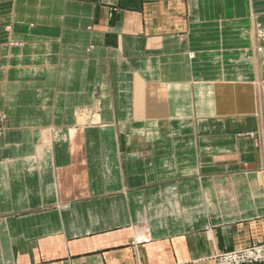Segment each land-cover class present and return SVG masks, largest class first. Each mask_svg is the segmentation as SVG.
I'll use <instances>...</instances> for the list:
<instances>
[{
	"label": "crops",
	"instance_id": "crops-1",
	"mask_svg": "<svg viewBox=\"0 0 264 264\" xmlns=\"http://www.w3.org/2000/svg\"><path fill=\"white\" fill-rule=\"evenodd\" d=\"M1 113L0 264L264 238V0H0Z\"/></svg>",
	"mask_w": 264,
	"mask_h": 264
},
{
	"label": "rangeland",
	"instance_id": "rangeland-1",
	"mask_svg": "<svg viewBox=\"0 0 264 264\" xmlns=\"http://www.w3.org/2000/svg\"><path fill=\"white\" fill-rule=\"evenodd\" d=\"M99 99L95 102L99 106ZM95 108V107H94ZM90 109L94 112L95 109ZM6 114H0V137L4 136L7 128L5 127ZM189 264H264V238L250 240L244 246H236L231 249L217 251L213 255Z\"/></svg>",
	"mask_w": 264,
	"mask_h": 264
}]
</instances>
